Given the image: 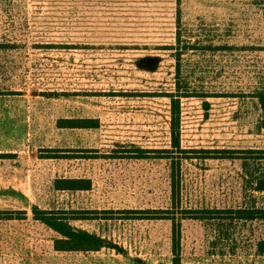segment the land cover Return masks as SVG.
Returning a JSON list of instances; mask_svg holds the SVG:
<instances>
[{"label":"rangeland","instance_id":"rangeland-1","mask_svg":"<svg viewBox=\"0 0 264 264\" xmlns=\"http://www.w3.org/2000/svg\"><path fill=\"white\" fill-rule=\"evenodd\" d=\"M258 95L264 0H0V212L24 213L0 222V264H264L252 247L264 223L185 212L264 207L239 164L201 153L264 151ZM177 143L198 153L174 175L171 210L162 151ZM33 207L88 211L74 226L124 252L57 253Z\"/></svg>","mask_w":264,"mask_h":264},{"label":"trees","instance_id":"trees-1","mask_svg":"<svg viewBox=\"0 0 264 264\" xmlns=\"http://www.w3.org/2000/svg\"><path fill=\"white\" fill-rule=\"evenodd\" d=\"M264 106V97L258 95ZM264 108V107H263ZM97 121L93 120H61L59 121V128H69V129H92L97 127ZM260 128L264 129L263 126ZM174 132V131H173ZM174 137V134H173ZM171 151H162L165 156L162 158L169 161L170 169V206L171 210L175 207L176 203L180 200V190L179 187H175V173L179 172L180 164L182 160H191L193 157L190 154H196L198 151H187L181 150L179 144L172 146ZM134 153L139 154L138 156L131 157L133 159H146V152L143 150H133ZM205 155L202 159H214L220 161H231L233 163L239 164L241 170L245 175H242V184L248 189L254 192L264 193V151L256 150H212L201 152ZM177 155V156H175ZM253 171V173H252ZM54 189L59 191H90L92 189V183L89 180H61L54 182ZM221 201H217L215 204H203L211 206V208L203 207L199 210H186V214L193 215L198 214L195 217H187L193 220H214L216 219V214H226L230 222H257L264 223V207H256L255 204L251 206H246V203L234 204L233 201H227L225 205H221ZM219 205V206H218ZM153 211H150V213ZM88 211H69L65 212L63 210H40L37 207H33L32 215L33 220L40 223L48 230H50L55 238L53 239V251L57 253H91L98 252L103 248H109L116 250L117 252L123 253V249H119L112 242L102 239V237L89 233L85 230L77 228L74 226V222L80 221L85 222L88 220H94L87 217ZM16 215L18 218L24 216L23 212L17 211H4L0 212V222L1 221H13ZM25 218V217H23ZM158 217H150L149 220H156ZM163 219H168L163 218ZM21 220V219H20ZM96 220V219H95ZM256 254L259 256H264V238L260 237L256 239Z\"/></svg>","mask_w":264,"mask_h":264},{"label":"crops","instance_id":"crops-1","mask_svg":"<svg viewBox=\"0 0 264 264\" xmlns=\"http://www.w3.org/2000/svg\"><path fill=\"white\" fill-rule=\"evenodd\" d=\"M15 212V211H14ZM253 251H254V253L256 254V242H254V244H253ZM91 253H93V252H91ZM87 254V253H86ZM257 255V254H256ZM257 257H264V256H259V255H257Z\"/></svg>","mask_w":264,"mask_h":264}]
</instances>
